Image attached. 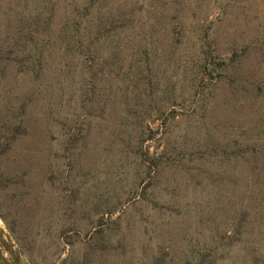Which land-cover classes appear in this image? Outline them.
Here are the masks:
<instances>
[{
    "label": "trees",
    "instance_id": "1",
    "mask_svg": "<svg viewBox=\"0 0 264 264\" xmlns=\"http://www.w3.org/2000/svg\"><path fill=\"white\" fill-rule=\"evenodd\" d=\"M238 1L0 0V60L11 53V62L31 67L36 79L51 71V80L60 83L62 91L65 85L72 93L79 91L89 104L86 133L92 125L103 131L102 122L110 127L111 142L122 147L119 153L127 160H139L147 174L139 196L156 209L167 204L163 198L169 195L175 204L170 217L180 216L184 209L199 214L200 208H218L223 196L215 201L214 189L227 180L228 171V181L235 184L237 169L236 176L248 182V191L239 200L232 246L240 242L244 247L246 219L253 221L255 230L264 229V216L258 225L254 223L264 209V122L260 121L264 118V36L230 39L224 42L229 44L223 54L212 30L214 21L207 27L194 24L192 29L187 21L210 6L225 15ZM170 8L180 14L161 13ZM184 13L188 15L183 17ZM255 54L256 61L247 64ZM223 84L238 101L236 108H255L253 119L239 114L219 125L210 120L208 110ZM25 109L26 104L20 107L23 113ZM23 113L15 115L2 152L26 132ZM153 117L161 121V127L146 125L145 120ZM81 134H69L68 150L73 152L84 138ZM133 138L137 147L131 145ZM147 140L162 146L159 154L150 156L143 150ZM183 161L191 169L180 168L187 184H160L167 169L177 170ZM206 163L212 172L203 169ZM242 163H246L245 172L238 169ZM165 186L168 193L163 194ZM189 189L193 190L191 200ZM151 190L158 191L161 199L148 197ZM202 191H206L204 200L199 197ZM215 249L209 246L205 253ZM193 260L203 264L204 257L197 253ZM162 261L160 256L157 264Z\"/></svg>",
    "mask_w": 264,
    "mask_h": 264
},
{
    "label": "rangeland",
    "instance_id": "2",
    "mask_svg": "<svg viewBox=\"0 0 264 264\" xmlns=\"http://www.w3.org/2000/svg\"><path fill=\"white\" fill-rule=\"evenodd\" d=\"M161 13L169 17L180 14L171 8ZM187 21L191 29L194 24L207 27L214 21L212 30L226 54L229 43L224 42L230 39L264 36V0H239L225 15L206 7ZM9 55L0 60V264H14L8 247L20 264H157L160 256L162 264H196L193 257L197 253L204 257L203 264L264 263V229L255 230L253 221L245 220L244 247L240 242L232 246L240 218L239 200L248 191V182L238 179L237 169L233 172L235 184L228 181V171L227 180L219 181L214 189L215 201L223 196L221 207L200 208L199 214L184 209L180 216L170 217L175 204L168 195L163 198L167 201L163 208L153 209L152 202L139 196L142 179H147L140 161L127 160L119 153L122 147L111 142L113 131L105 123L103 131L92 125L86 133L89 104L79 91L72 93L67 85L62 91L60 83L51 80V71L36 79L31 67L11 62ZM255 58L256 54L251 55L247 64H253ZM222 87L208 110L210 120L219 125L239 114L255 117V108H236L238 101L228 86ZM24 104L23 113L20 107ZM20 112L25 115L26 132L2 152ZM155 119H146V125L161 127V121ZM74 131L84 138L71 152L67 137ZM135 143L133 138L131 145ZM142 146L150 156L159 154L162 147H156L155 140ZM188 164L183 161L176 167L179 170L167 169L160 184L186 185L187 176L180 168L185 165L191 172ZM244 165L238 168L242 172ZM202 167L211 171L209 163ZM167 189L165 186L162 193ZM187 192L191 200L193 190ZM148 197L156 202L161 199L155 190ZM199 197L204 200L206 191ZM261 209L256 225L264 216ZM68 226L74 230L66 231ZM225 245L232 247L224 249ZM209 246L216 247L210 255L205 253Z\"/></svg>",
    "mask_w": 264,
    "mask_h": 264
},
{
    "label": "water",
    "instance_id": "3",
    "mask_svg": "<svg viewBox=\"0 0 264 264\" xmlns=\"http://www.w3.org/2000/svg\"><path fill=\"white\" fill-rule=\"evenodd\" d=\"M8 253L10 254L12 261L14 262V264H20L19 259L16 255V253L11 249V247L7 248Z\"/></svg>",
    "mask_w": 264,
    "mask_h": 264
}]
</instances>
